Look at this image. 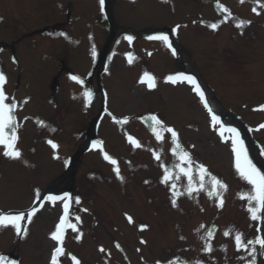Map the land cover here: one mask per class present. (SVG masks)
I'll use <instances>...</instances> for the list:
<instances>
[{
	"label": "rangeland",
	"instance_id": "374dc122",
	"mask_svg": "<svg viewBox=\"0 0 264 264\" xmlns=\"http://www.w3.org/2000/svg\"><path fill=\"white\" fill-rule=\"evenodd\" d=\"M63 1L0 0V41L4 42L1 48L3 47L4 50L7 48L8 50L4 51L6 52L5 54L4 52L0 54V59H3V63L9 68V70H6L7 73H5L8 89L10 88L8 96L19 102V116L15 124V131L18 136H21V146L23 148V154L21 153L19 158L9 157L10 160H0V173H2L0 180L1 212L8 209H21L30 206L32 197H35L44 187L48 186L56 192L64 186V182L70 183V174L65 169L66 160L65 162L64 160L61 162L60 157L62 154L71 155L76 147L84 141V134H75L80 132V130L81 132L85 130L88 120L92 116H95L99 109L98 99H90L88 97L87 99L92 101L84 104L86 112L79 114L78 110L76 112L73 109H65L67 105H70V102L72 104L81 102V97L84 95L78 94V96L74 95L71 97L74 90L69 88L66 91L63 88L62 95L67 99L71 98L73 100L69 102L60 95L53 96L48 90L54 68L52 63L38 56L39 50L47 47L49 48L48 57L55 54L54 58H56L59 54L64 53V48L59 47L54 49L51 40L53 37L50 35L35 49V44L40 41L36 32L39 29L60 22L55 20L56 18L63 20L60 16L70 3V1L63 3ZM178 1L181 4L179 2L170 3L172 11L169 7L155 0H115V5L113 1L112 5L113 9L115 8L114 11L119 15V19L123 21L127 20L126 27L132 28L135 33L145 29L154 30L165 26L180 27L181 32V24L185 21L186 16L192 13L190 11L191 8L184 10L186 6L183 5L187 3V6L190 7L194 3V0ZM258 1L264 2V0ZM95 2L96 0H75L71 9L75 10L76 13L79 12V9L82 12L75 16L72 15V17L79 16L80 24L84 21L85 23L89 22L94 25L95 41L100 46L104 41L106 31L98 21H94L96 9L92 7V4L94 5ZM196 3H194V10L198 6L199 11L203 12V15L207 17L210 10L206 11V4L202 1ZM88 7H90V10L86 12ZM69 14H71L70 10ZM67 16L66 13L65 17ZM84 18L87 20H83ZM241 20L250 21L248 17H242ZM196 24L198 29V23ZM81 27L89 31L87 26ZM231 32L230 29L224 27L218 35L206 38L200 32L199 35H196L197 32L192 33L195 36V41L193 43L190 42V51L184 49L181 61H186L187 56H189L191 60L188 59L189 64L186 69L189 71L195 70L202 79L204 76L207 79L209 74H212L206 81L208 83L209 81L213 82V86L211 87L216 90V97H220L221 104L223 102V107L215 102L219 113L227 118L228 121L240 125L244 130L246 126L242 122L246 121L248 123L251 122V119L245 117L243 112L241 116L244 121L240 120L229 110L238 115V112L243 111V98H252L250 93H252L253 89L264 92L261 88L264 87V83L258 84L257 80H254L255 77L259 76V79L264 81V33L262 34L263 36L259 33L257 45L244 47V43L238 44L239 42L230 38V35L234 37ZM27 34H31V36L25 37ZM80 36L82 39L83 34ZM191 39L193 40L192 35ZM118 43L116 46L117 50L129 49L121 39H118ZM204 43L209 46L204 45ZM12 51H15L17 58L15 64H13L11 59ZM76 51L78 52V50ZM76 53L72 54L75 56L72 64L76 62L74 70L82 72V69L87 66L88 60L85 58L84 50L82 54L79 52L76 55ZM238 53L243 58L239 57ZM70 56L67 55L66 57L69 64H71ZM75 58H79L80 60L83 58V60L77 61ZM112 58L111 73L116 74L118 78L115 79V75L106 84L110 89L111 97H116L117 99L108 101L107 121L103 123V126L101 125L102 128L98 133L106 141L111 140V143L108 142V144H118L119 141L122 142L119 139V133L125 129H131V124H133L135 130L131 129L130 131H137L136 127L140 125V121L135 120V117L131 116L134 112H138L134 115L145 112H158L160 117L166 122L174 123V125L180 127L178 129L179 136H181L183 143H186L187 151L190 153L192 161L198 159V161L206 163L210 171L218 172V175L215 174V177L227 185V189L222 190L225 203L220 207H216L215 196L210 197L208 195L207 186L204 184V188L199 189L201 175H196V177L193 175L194 178L191 184L193 188L198 190L180 198L179 207L173 209L168 204L166 187L175 183L176 188L177 186L184 185L188 188L189 179H185V175L180 172V168L177 167L179 165L177 159L173 160L172 164L164 163L163 165L173 174V179L167 184L156 181L158 197L164 206L167 207L166 209L162 208L163 211L158 209L159 215H164L163 222L165 227H163L164 231L161 235L162 228H159L157 225L153 227L151 232H148L150 235L148 234L147 236L150 239V243L146 247H141L142 256H146L148 258L146 260L159 259V264H168V261H174V258L170 260L169 256L173 255L177 257L183 251L184 246L189 244L190 250L183 251L180 259L185 260L186 258L189 264L195 263V259L191 262L187 255L194 253L198 247L197 244L205 241L201 239L203 233L200 226L202 224L208 230L211 223H215L217 225L213 237L215 248L225 237L224 232H231L225 238L226 247L223 250L219 248L215 250L217 254L221 252L225 254L219 261L218 264H220L230 255L234 256L235 243L232 244L231 235L234 236L237 229L239 231L243 229L242 233L245 234V239H251L253 233L256 232L255 227L257 224V221H253L252 223L250 214L246 209V199L241 198V194L246 193L248 189L234 175L236 173L230 163L228 147L216 142L214 132L210 131L207 127V120L203 110L186 86L176 87L173 92L170 87L163 88L162 86L165 84L159 82V90H155V93H145L142 87H138L136 90L133 89V92L128 91L133 77L126 73L127 70L124 71L122 69L124 62L120 55H112ZM83 61L85 65H83ZM177 65V60H174V57L170 53L156 51L146 68L156 74H166L171 72L172 69H177ZM224 65L226 69L223 68ZM61 73L58 75L60 76L59 79L62 80L57 81L60 87L63 86V72ZM129 77H132V79ZM214 77L216 80L212 81L211 79ZM228 104L229 108L226 107ZM55 105L60 106V110L55 115L62 117L69 116V119L59 117L58 120H52L54 118L52 116H54ZM80 107L81 104H78L77 108L79 109ZM72 113L73 115H71ZM111 116L120 118L121 122H123L124 117H128L129 119L120 125L122 126L121 128L115 129L109 121ZM262 117V115H258L255 121L260 120ZM183 124L185 126L181 127ZM22 126H27L24 129L25 132L21 131ZM74 127L76 129H73ZM257 138H262L260 144L261 150L264 151V131ZM49 141L61 146L60 150L63 149L64 153L61 155L59 151H55L57 158H60L57 160L63 167L58 162L53 161V159L51 160V149L47 146L51 144ZM110 148H116V154L119 156L123 155V152L127 149L120 146L118 148L110 146ZM172 148H175V146L172 145ZM250 148H252V143H250ZM30 149L31 152H29ZM138 152L140 153L141 151L138 150L136 153ZM260 152L255 153L257 158L260 157L258 158L259 161H261L263 156ZM94 155V153H86L80 157L78 163L81 165L74 177V191L77 196L84 195L89 198V201L91 197L95 198L93 200V209L95 211L102 210L103 216L100 217V220L103 221L102 224L109 225L111 224L110 221L114 220L115 225L113 224V227L116 226V229H111V235L118 237L122 233H126V240L130 237L132 238L133 234L130 235L127 226L122 221L118 224L114 218L120 214L119 208L121 207L118 206L123 204L129 206L136 213H140L149 207L145 204L144 198L145 195L149 196L150 194L140 187L130 186L128 182L124 185L125 187L119 184L112 186H107L106 184L105 186L99 183L101 182L99 176L103 177L104 172L102 171V164H96L97 157ZM10 169L12 170L8 171ZM146 170L152 174L155 173V177L159 175L156 163L152 162L151 166H144L140 173L143 174ZM177 177H180V179H177ZM181 195L180 193L179 196ZM155 200L151 201V207L157 205ZM82 208L84 211H87L85 206ZM168 209H173L174 211H168ZM57 213V207H45L35 218L36 223L34 222L35 220L29 222L27 219H24L23 226L27 231L25 232L24 230L23 237L19 236V239L21 238V247L16 251L19 257L25 260L24 264H47L46 260L49 249L53 245L48 237H50L49 234H51L55 227ZM145 219L147 220L148 218L145 217ZM100 220L98 221L100 222ZM32 222L33 224H31ZM198 228L200 229L199 232L196 231ZM10 230L3 234L0 233V247H9L11 240L15 239L16 232L14 227ZM260 233V236H264L263 232L260 231ZM179 234L181 237L184 236L186 241L182 242L181 237H177ZM88 242L86 243L85 240L81 243V250L77 249L83 256L86 247L92 246ZM253 248L255 251H252ZM249 250L253 252L252 261L254 260L255 264H264V250L261 249L259 244L254 243L249 247ZM246 257H248V254ZM129 258L132 264H144L138 261L137 257L134 258L131 255ZM166 259L169 260L166 261ZM243 261L245 262L244 259ZM233 262L232 264H235ZM86 264L92 263L87 261ZM151 264L157 263L153 262Z\"/></svg>",
	"mask_w": 264,
	"mask_h": 264
},
{
	"label": "snow or ice",
	"instance_id": "6c2138e0",
	"mask_svg": "<svg viewBox=\"0 0 264 264\" xmlns=\"http://www.w3.org/2000/svg\"><path fill=\"white\" fill-rule=\"evenodd\" d=\"M101 4H103V0H100ZM241 2H243V0H241ZM254 3H257L258 0H253ZM223 7V6H222ZM225 12H228L229 10L224 8L223 9ZM255 11V9H254ZM229 15H231V13H229ZM251 23L250 21H246V20H240L237 22V27H241L243 25L249 24ZM210 27H212L213 29H216L218 27V25L216 23H213L210 25ZM126 39L131 42L133 37L132 36H127ZM149 39H158L161 40L163 42H165L168 47H171V44L169 43V37L166 34H159L155 37H149ZM130 55V54H129ZM93 56H95V51L93 50ZM132 60L129 59V63H131ZM145 75H148L147 73H145ZM178 77L181 78L182 81H187L189 83L195 84L196 85V90L199 92V95L201 97L202 100H205V107H208L207 105V100L205 99V94L204 91L202 89H200L199 85L196 82V78L194 76L191 75H187L183 72H180L177 74ZM73 80L78 79L77 77L73 76L72 77ZM169 81H171V83L175 84L177 83V79L173 78L172 76H169L167 78ZM6 82V77L5 74L3 72H0V145H6L7 147H14V142L17 139L16 135H15V116H14V109L16 108V104L15 102H11V103H5L7 96L6 93L4 91V84ZM143 82V81H142ZM150 87H154L153 85H150ZM88 95H90V93H88ZM261 108H264V105H261ZM209 112H212V109L209 108L208 109ZM129 118L128 117H124L123 118V122H127ZM151 119L154 121L153 124V131L155 132L156 127L161 126L163 124L162 121H160L156 116H152ZM212 121L213 124H217L219 122V117L216 116L214 113L212 114ZM118 123L121 121H117ZM261 127H264V125H261ZM6 129H11V133L6 136L5 132ZM166 131L171 133L172 136V140L175 143L176 147L172 149V151L174 153H176L177 149H180V159L182 164H187L188 168H184L181 167L180 165H177V167L180 168V171L184 174L187 175L189 178V186L187 188V192L189 194H192L194 191H197L198 189H195L192 187V179L193 177L190 175L189 173V169H191L193 161L191 159V155L188 151L184 150L180 143L178 142V133L173 130L172 128H167ZM228 131L236 133V139H234L232 141V145H233V152L235 153V168L237 170L238 175L247 182L248 185H250L249 190L246 193L241 194V198L242 199H246L248 202V212L250 214V218L253 221H257L261 219V213H264V171H261L260 169H258L256 167V165H254L252 163V161L248 158L247 153L243 147V141L239 140V134L236 132V129L234 128H228ZM223 133H221L222 135ZM156 138L157 140L162 139V137L160 136V134L157 132L156 133ZM128 140L130 141V143H132V145L134 147H141L142 145L140 144V142L138 140H135L133 137L129 136ZM49 143H51V141H49ZM95 144H100L101 142L97 141L94 142ZM53 147H55V145H53ZM6 156L12 157V158H19L21 156V153L18 150L15 151H5L4 153ZM155 158L157 160H160V156L157 153H153ZM105 159L110 160V162L113 165H117V161L112 158L111 156H109L107 153H105ZM161 167L164 168V175L161 179L162 183H169V181H171L173 179L172 174L170 173V170L163 164H161ZM198 169L201 171V180H200V184H199V189H203L204 188V182H203V177L204 175H210L208 173L207 168L205 167V165L203 164H199L198 165ZM114 171H116L117 176L120 175L119 173V168L118 166L114 168ZM121 179H123V177H120ZM179 177H177L178 179ZM212 179V190L209 191L208 195L211 197L213 195L217 196V197H222V191L221 190H226L227 189V185H225L222 181H220L219 179H217L215 176L211 177ZM147 183V181H145ZM171 188L173 190V206H175L176 203V196L179 195L180 193L175 192L174 190L176 189V184L173 183L171 185ZM69 194L65 193L64 196L67 197ZM46 199H50V200H56V199H62L61 197H56V196H50V197H46ZM76 203H79V197L76 198L75 200ZM219 204L220 206L223 205V199L221 198L219 200ZM68 210V206L65 205V212H67ZM36 209H31L28 214H27V218L29 220V222H31L32 219V215L35 213ZM25 217V213L24 212H19L16 214H13L11 212L9 213H3L0 212V226H6V225H13L15 227L16 232L19 234L21 232V226H20V221L23 220ZM129 220L131 221V217H128ZM77 220H79V217H76ZM64 224V217H61L60 223L56 226V230L55 232H53L51 235L52 237L57 240V241H61L62 240V236H61V225ZM141 227H145V226H141ZM201 228H203L204 226L201 225ZM215 228V225L212 226L211 229H209L206 233V235L201 236V239L205 240V246L202 249L205 252H211L212 251V247L210 245V243H207L208 240H210L211 237H213L214 235V231L213 229ZM73 230L76 231L75 227L73 226ZM27 230L25 229V232ZM197 232L200 231V229H196ZM257 231L259 232V229H257ZM230 234L229 231H225L224 235L228 236ZM77 239H79L80 237L77 236ZM181 239H183V237H181ZM234 239H235V243H236V247L238 250L240 249H244L247 250L249 245L252 244H259L261 249L264 250V236H260L257 235L256 238L253 239H245V234H243L242 232H240L239 230L235 231L234 234ZM117 247H119V245H117ZM62 250L60 247H57L55 249V252L52 256V264H57V257L55 255V253H60ZM101 251H103V249H101ZM252 251H255V249L253 248ZM72 259L75 261L76 258L73 256ZM0 264H6L4 257H0ZM14 264V262H13ZM76 264H79V261H76ZM157 264H159V262H157ZM168 264H189L188 261H181L179 257L176 258L175 262L173 261H168ZM195 264H203V261L197 260L195 261ZM250 264H255V261H251Z\"/></svg>",
	"mask_w": 264,
	"mask_h": 264
},
{
	"label": "bare ground",
	"instance_id": "6f19581e",
	"mask_svg": "<svg viewBox=\"0 0 264 264\" xmlns=\"http://www.w3.org/2000/svg\"><path fill=\"white\" fill-rule=\"evenodd\" d=\"M212 103V102H211ZM213 104V107L215 108V105H214V103H212Z\"/></svg>",
	"mask_w": 264,
	"mask_h": 264
}]
</instances>
